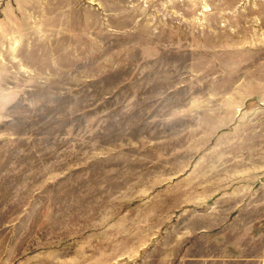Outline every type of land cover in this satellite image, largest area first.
<instances>
[{"label":"rangeland","instance_id":"obj_1","mask_svg":"<svg viewBox=\"0 0 264 264\" xmlns=\"http://www.w3.org/2000/svg\"><path fill=\"white\" fill-rule=\"evenodd\" d=\"M0 264H264V0H0Z\"/></svg>","mask_w":264,"mask_h":264}]
</instances>
